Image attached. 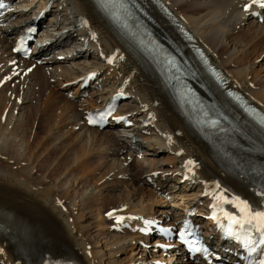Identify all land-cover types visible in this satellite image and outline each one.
<instances>
[{"label": "bare ground", "instance_id": "obj_1", "mask_svg": "<svg viewBox=\"0 0 264 264\" xmlns=\"http://www.w3.org/2000/svg\"><path fill=\"white\" fill-rule=\"evenodd\" d=\"M21 1L28 7L24 9L26 12L13 11L0 21V121H7L5 125L0 124V264H153L157 261L151 259L155 252L152 248L157 246L159 238L157 229L146 225L145 220L172 227L189 207L199 210L196 218L203 223L207 235L215 236L220 242L214 221L205 218L209 215L210 204L214 203L208 190L216 185L225 190L232 188L257 201L254 187L192 135L172 95L151 66L108 26L89 0H60L52 7L47 5L50 0ZM164 1L194 32L213 62L225 71L230 86L264 110V75L260 77L258 72L254 76L251 66L242 64L250 53L258 50V57L264 53V22L261 23L257 16V13L264 16V6L253 4L252 0ZM30 24L42 27L41 39L49 41L45 50L25 60L13 54V36L24 32ZM156 28L166 37L172 34L163 20L157 21ZM259 37L263 40L259 41ZM70 41H75L71 52L77 51V57L60 58L67 53L62 50ZM248 48L253 49L248 52ZM54 49L59 53L48 58V53ZM90 88L95 91L88 101L73 100V95L80 99ZM11 90L15 96L13 102V98L9 99L11 96L8 98L11 94L7 95ZM41 92L47 93L40 102L45 113L49 111L51 115L50 123L54 121L52 112L61 110L60 114L63 113L62 119L53 126L54 133L40 139L44 145L50 138L64 140L67 137L60 134L62 122L67 120L78 133L77 148L85 144L93 151L92 155H101L102 158H98L111 162L109 173L113 179L101 195L106 193L102 201L110 200L113 205L106 214L92 210L94 203L90 205L88 210L92 211L87 214L91 215V221L86 224H80V219L72 216V210L81 207L79 200L64 196V205L58 196L63 190L66 192V186L72 187L76 180L78 183L77 178L71 183L68 180L71 178L64 176L67 180L61 181V177L56 178L61 168H55L50 177L55 176L53 179L56 180L49 188L43 186L44 179L36 177L33 181L46 164L42 161L35 166L30 162L31 158H27L25 149L38 141V136L28 135V123L21 122L20 117L26 112L28 116L31 114V108L35 107L34 97H37L34 94ZM115 95L122 96L120 114L128 121L127 131L119 130L116 122L104 130L87 127L85 117L88 113L101 109ZM16 110L20 113L18 117L14 115ZM6 153L7 162L2 163ZM138 154L143 156L142 160ZM90 159L85 165H91ZM25 162L27 165H23ZM134 169L136 173H133ZM72 173L70 177H74L75 172ZM126 181H131V186L123 194L114 195L116 185ZM150 181L156 182L159 189L149 190V194L146 190L147 193L138 200L141 188L137 185H149ZM88 188L86 194L101 196V188L98 192H95L96 187ZM156 193L164 199H178L179 194L185 198L172 201L156 212L144 205L148 197V201L157 203ZM166 202L162 201L161 205ZM142 205L145 207L140 211ZM111 210H117V213L110 216ZM120 218L122 220L118 221ZM104 226L107 243L113 247L110 254L114 258L109 261L105 260L102 249L92 244L105 236L102 232L97 233L103 231ZM153 237L155 243L150 242ZM125 245L134 247V256L128 261V257L117 258L118 253L128 248ZM168 246L173 247L172 244ZM164 255L167 254L163 252ZM179 256L180 251L174 246L170 259H162V262L192 264Z\"/></svg>", "mask_w": 264, "mask_h": 264}, {"label": "rangeland", "instance_id": "obj_2", "mask_svg": "<svg viewBox=\"0 0 264 264\" xmlns=\"http://www.w3.org/2000/svg\"><path fill=\"white\" fill-rule=\"evenodd\" d=\"M39 6V5H38ZM45 25V24H44ZM261 38V39H260ZM258 40L259 41H261V40H263L262 39V37H259L258 38ZM254 45V44H253ZM249 50H248V52H250L253 48H248ZM258 51V50H257ZM257 51H255V52H253V53H250L249 54V57H248V59L247 60H245L242 64L243 65H250L251 66V68L254 70V76H256L257 74L256 73H261V76L260 77H263V71H264V60H263V58H264V53L262 54V55H260L259 57L256 55V53H257ZM252 54V55H251ZM53 55V54H52ZM250 58V59H249ZM252 60V61H251ZM247 61H248V64H247ZM256 63V64H255ZM254 66V68H253V66ZM15 70H17V66L15 67ZM254 76H251V79H255V77ZM51 83H52V81H51ZM93 84H94V81H93ZM73 89H75V87H73ZM71 90V92H70V94H72L73 93V91L74 90ZM13 90V89H12ZM9 91L8 93H7V95H9V94H11V95H9L8 96V98L10 99V101H11V99L13 98V100H12V102L14 101V92L13 91ZM95 90H93V88H90L87 92H88V94L87 95H85L84 96V94L80 97V99H77V95H73L74 97H73V100H78V101H83V100H89L90 99V95H92V93L94 92ZM12 92V93H11ZM31 92H32V90H31ZM30 92V93H31ZM86 92V93H87ZM38 94V95H37ZM37 94H34V96L36 95L37 97L35 98L34 97V100H36V101H34V103H33V106L35 105V107H33V108H31V114L28 116V112H26V113H24L23 115H21L22 117H20V121L21 122H24L25 121V123L29 126H26V130H28L27 131V133H28V135H30V136H38V141H35L34 142V144L33 145H29V146H27V148L25 149V150H27L26 151V155H27V158L28 159H30V162L33 164V165H40L41 163H43L42 161H45V164H46V166L48 165V167H44V168H42V169H40L39 171H38V174H37V176H35L34 177V180L33 181H36L37 180V178L39 177V179H44V184H43V186L45 187V188H49L50 186H52V184L55 182V180L56 179H53L52 178V176L50 177V174H54L55 172H53V169H55V168H58V170H59V168H61L60 170H59V172H57V175H56V178L57 177H61V181H66L67 179L65 178L64 179V176H66L67 178H71V179H68V180H70V182L71 183H73V181L77 178L78 179V183H77V180H76V184H73V186L72 187H69V185L68 186H66L65 188V190H66V192L64 193V190L61 192V193H59L58 194V196H59V200L61 201V204H64L65 205V203H66V201H65V199H64V196L66 197H69L70 199L72 198V200H77V202H78V200H79V203H78V206H81V207H78V208H76V209H74V210H72V216H74V218H76L77 219V217H78V219L77 220H79V222H80V224H86L91 218H89V216H91L90 214H87L89 211H92V210H96V209H98L97 210V212L99 213L100 211L101 212H104V214H106V210L109 208V207H111V205H113V203L110 201H107V199L106 200H104V201H102L103 199V197L106 195V193H104V194H102L101 195V193H103L104 192V188H105V186L106 185H108V183H109V181H111L113 178H111L110 179V173H109V171H110V169L112 168H110V164H111V162H108V161H106L105 159H101L102 157H101V155H96V154H94V155H92V152L93 151H90V149H89V147H87L85 144H82V145H78V146H80V147H78L77 148V145H76V143H77V141H78V139H77V131L76 130H74V128H73V125L72 124H70V123H68V121L66 120H63V122H62V124H64V125H62L63 126V128H62V131H61V136L62 137H64L65 139L64 140H61V139H59V138H55V140H54V138L52 139V138H50V142H48L47 144H45L44 145V141L43 140H40L42 137H44L45 136V134H46V137H48L47 135H48V133L49 134H53L54 133V130H55V126H56V123L57 122H59L60 121V119H62V115H63V113H62V115L60 114L61 113V110H59L57 113H55V112H52V114H55L54 116H53V123L51 122H49V119H52L50 116V114L47 112V113H45V111H44V108L42 107V101H43V96H46V94L47 93H45L44 94V92H43V94H42V92L39 94V93H37ZM84 96V97H83ZM39 98V99H38ZM43 98V99H42ZM37 100H38V102H37ZM41 101V102H40ZM12 102H10V104L12 105ZM37 102V103H36ZM36 103V104H35ZM9 104V106H11ZM33 111H35V112H33ZM44 112V113H43ZM64 112V111H63ZM17 113V114H16ZM18 111L16 110V111H14V115L16 116V117H18L19 115H18ZM28 113V114H27ZM20 114V113H19ZM25 114L28 116H25ZM46 114V115H45ZM25 116V117H24ZM48 118H47V117ZM60 116V117H59ZM24 117V118H23ZM22 118V119H21ZM30 118V119H29ZM42 118V119H41ZM45 118H47L46 120H44ZM25 119V120H24ZM7 123V121H0V124L1 125H5ZM46 123V124H45ZM47 123H50V124H47ZM46 125V126H44V125ZM54 126V127H53ZM51 127H52V129H51ZM73 130V131H72ZM75 132V133H74ZM115 133H117V131L115 130L114 131ZM0 134H1V131H0ZM66 134V135H65ZM71 134V135H70ZM40 137V138H39ZM71 138V139H70ZM76 138V139H75ZM57 139H59V140H57ZM39 141H41L42 143H38ZM57 141H59V142H57ZM61 141V142H60ZM37 142V143H36ZM63 144V145H62ZM35 146V147H34ZM64 146V147H63ZM86 147V148H85ZM62 148V149H61ZM83 149H85V150H83ZM72 151H74V152H72ZM50 152V153H49ZM59 152V153H58ZM52 153V154H51ZM70 153V154H69ZM72 153V154H71ZM49 154H50V156H49ZM69 154V155H68ZM126 154H130V152H127ZM7 153L5 154V158H4V160H3V162L2 163H4V162H7ZM47 155V156H46ZM90 155H92V159H90L89 157H90ZM165 155V154H164ZM59 156V157H58ZM94 156V157H93ZM161 156H163V155H161ZM98 157H101V158H98ZM50 158H51V160H50ZM166 157H164V159H165ZM45 159V160H44ZM91 160L92 161V163H91V165H85V163H86V161L87 160ZM136 159H137V157H136ZM50 162H49V161ZM34 161V162H33ZM36 162V163H35ZM47 162V163H46ZM50 164H49V163ZM64 163V164H63ZM57 164H58V166H57ZM77 164V166H83L84 165V167L83 168H76L75 167V165ZM23 165H27V163L25 162ZM50 165V166H49ZM65 167V168H64ZM69 167V168H68ZM75 167V168H74ZM110 168V169H109ZM44 169H46V171L44 170ZM95 169V170H94ZM109 169V170H108ZM49 170V171H48ZM63 170V171H62ZM79 170V171H78ZM91 171H93V172H91ZM95 171V172H94ZM72 172H75L74 173V177H70V176H73V173ZM82 172V173H81ZM91 172V173H90ZM108 172V173H107ZM133 173H136V170L134 169L133 170ZM36 174V173H35ZM62 174V175H61ZM64 174H66V175H64ZM72 174V175H71ZM63 176V177H62ZM37 177V178H36ZM41 177V178H40ZM48 177V178H47ZM83 177V178H82ZM86 179H85V178ZM73 178V179H72ZM88 178V179H87ZM73 180V181H72ZM85 180V181H84ZM54 181V182H53ZM122 181V180H121ZM81 182V183H80ZM83 182V183H82ZM94 182V183H93ZM98 182V183H97ZM113 182V181H112ZM46 183V184H45ZM130 183V184H129ZM48 184V185H47ZM85 185V186H83V185ZM81 185H82V187H81ZM88 186L89 187H91L92 186V188L94 189L95 187H96V191L95 192H98L99 191V189L101 190L100 191V195L101 196H99L98 195V193H96L95 195H94V197H92L93 195H92V193H91V195H90V193L88 194H86V192H89L88 191ZM131 186V181H126V183L125 182H123L122 184H117L116 185V187L114 188V191H115V194H114V192H113V194L114 195H118V194H123L125 191H126V189H127V187H130ZM87 187V188H86ZM137 187H139V188H141L140 190H139V195H138V200H140L141 199V197L142 196H144L147 192H146V190L148 191V193L147 194H149L150 192H152L151 190H154V188L151 186V185H144V184H138L137 185ZM85 189V190H84ZM71 190V191H70ZM149 190H150V192H149ZM155 191V190H154ZM83 192V193H82ZM86 195V196H85ZM82 197H84V198H82ZM61 198V199H60ZM81 198V199H80ZM182 198H185L184 196H182V195H178V199H164L161 195H160V193H156V197L154 198V199H156L157 201V203H155V202H153V201H148V199H149V197H148V199H146L145 198V201H147V202H145V206H147L148 208H153L156 212L157 211H159V210H161V209H163L164 207H165V205L166 206H169V204L170 203H172V201H177V200H182ZM167 201L164 205H161V203H162V201ZM86 201V202H85ZM97 202V203H96ZM153 202V203H152ZM180 202H182V201H179V203ZM93 203H94V205L95 206H93ZM100 205H99V204ZM103 203V204H102ZM155 203V204H154ZM84 204V205H83ZM90 205H92L93 207H92V210H88V208H89V206ZM105 205V206H104ZM107 205H109V206H107ZM152 205H153V207H152ZM83 206V207H82ZM107 206V207H106ZM145 206H140L139 207V209H140V211L141 210H144V207ZM150 206V207H149ZM164 206V207H163ZM141 207H143V208H141ZM82 208H83V210H85V211H83L82 210ZM167 208V207H166ZM80 209V210H79ZM100 209V210H99ZM104 209V210H103ZM76 210V211H75ZM103 210V211H102ZM180 211H181V209H180ZM91 221V220H90ZM105 227V226H104ZM105 231H106V227L104 228V230L102 231V230H100L99 232L97 231V233H99V234H101V232H102V234L104 233V235H105ZM90 233V232H89ZM107 237H106V235L105 236H103V237H101L100 238V241L99 242H96V243H92L93 245L95 244V247L97 248V249H102V252H104L103 254H104V256H106L105 257V260L106 261H109L110 260V258L111 259H113L112 258V255L110 254V250L113 248V247H109V244L107 243L108 241H107ZM98 245V246H97ZM126 247H128L124 252H121V253H118V255H117V258H119L120 260H124V259H127V257H128V259H127V261L129 260V259H131L133 256H134V247H133V249H132V246L131 245H125ZM99 247V248H98ZM148 249V248H147ZM153 250H155V252H153V254H152V257H151V259H155V261H157V259L159 260V261H162V259H164V260H169L170 259V254L172 253V251L171 250H168V251H165V253L167 254V255H164V256H162V253L164 252V250H159V251H157L156 250V247H153L152 248ZM132 256V257H131ZM165 261V262H166ZM107 263V262H106ZM148 264H150V263H148ZM171 264V263H170ZM172 264H174L173 262H172ZM180 264H182V263H180Z\"/></svg>", "mask_w": 264, "mask_h": 264}, {"label": "snow or ice", "instance_id": "obj_3", "mask_svg": "<svg viewBox=\"0 0 264 264\" xmlns=\"http://www.w3.org/2000/svg\"><path fill=\"white\" fill-rule=\"evenodd\" d=\"M253 4H261L264 6V0H252ZM4 5L0 3V8ZM112 62L111 60L109 61ZM92 118H89V123H94ZM189 164L192 162L189 161ZM217 187H219L217 185ZM261 197H264V190L258 193ZM214 200L223 201L225 203H231L236 208V214L224 213V217L227 220V225H221L225 235L240 239L244 237L242 243L247 248L249 255L257 251V248L264 246V209L258 210L253 207L248 201L242 200L239 197H234L232 200H228L226 197L221 195H214ZM214 208L216 205L213 206ZM212 219L217 220L220 224L219 219L213 215ZM183 235V234H182ZM258 236V239L256 238ZM200 251V249H195ZM260 264H264V260L260 261Z\"/></svg>", "mask_w": 264, "mask_h": 264}]
</instances>
